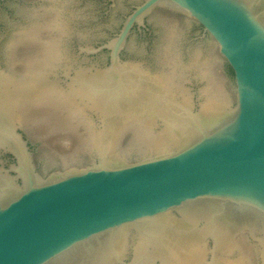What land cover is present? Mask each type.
<instances>
[{"label":"water","instance_id":"obj_1","mask_svg":"<svg viewBox=\"0 0 264 264\" xmlns=\"http://www.w3.org/2000/svg\"><path fill=\"white\" fill-rule=\"evenodd\" d=\"M37 1L0 5V264L264 237V0Z\"/></svg>","mask_w":264,"mask_h":264},{"label":"rangeland","instance_id":"obj_2","mask_svg":"<svg viewBox=\"0 0 264 264\" xmlns=\"http://www.w3.org/2000/svg\"><path fill=\"white\" fill-rule=\"evenodd\" d=\"M180 218H183V215H181L180 213L170 212L164 215L162 219H158L157 223L155 224L129 226L124 231L122 237L123 240L121 246L124 258L128 262H134L135 264H155L153 262L155 259L150 253V249H152L153 246L151 240L153 239L154 241H156L161 236V233L165 230H178L176 225L177 220ZM157 228H159V230H156ZM261 237L262 236L258 232H256V234H253L248 230L240 233L239 235H236L233 238V242L237 241L236 243L238 244V249L236 250L235 256L236 258L240 257V264H264V244L262 243L263 238L261 239ZM141 240L147 243L145 245V249L142 250L143 252H137L138 245L142 244L141 242H143ZM209 257H211V254H209ZM241 259L243 260L242 263ZM204 262L205 260H203L202 264H205ZM156 263L158 264L160 262L156 260Z\"/></svg>","mask_w":264,"mask_h":264},{"label":"bare ground","instance_id":"obj_3","mask_svg":"<svg viewBox=\"0 0 264 264\" xmlns=\"http://www.w3.org/2000/svg\"><path fill=\"white\" fill-rule=\"evenodd\" d=\"M191 222L192 221L189 220L188 222H184L183 224L189 225ZM172 234L173 236L171 235V233H166L163 237V242L158 243V246H155L153 249L156 253V257L154 258L159 259L161 261L160 264L203 263V260H205L207 255L206 250H204L205 234L200 233L195 236H183L178 235L177 233ZM262 238L264 240V237ZM236 242L237 241L233 242L228 233L222 235L220 239H218V251L214 252V256L210 264H240V257L236 258L235 256L236 250L238 249V244ZM141 243L142 244L138 245L137 247V252L145 249V245L147 242L145 243V241H143ZM242 262L243 260L241 259V263Z\"/></svg>","mask_w":264,"mask_h":264},{"label":"flooded vegetation","instance_id":"obj_4","mask_svg":"<svg viewBox=\"0 0 264 264\" xmlns=\"http://www.w3.org/2000/svg\"><path fill=\"white\" fill-rule=\"evenodd\" d=\"M10 1H12V0H0V5L2 6V7H6V5L10 2ZM34 1V3L33 4H35V5H37V4H39L38 2L39 1H37V0H33ZM36 1V2H35ZM136 28V27H135ZM134 28V29H135ZM133 29V30H134ZM1 154H2V156H4V157H6L7 159H9V161H11V160H13V157L9 154V153H5V152H3V150H1Z\"/></svg>","mask_w":264,"mask_h":264}]
</instances>
